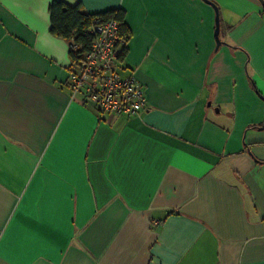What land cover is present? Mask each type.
<instances>
[{
	"label": "crops",
	"instance_id": "1",
	"mask_svg": "<svg viewBox=\"0 0 264 264\" xmlns=\"http://www.w3.org/2000/svg\"><path fill=\"white\" fill-rule=\"evenodd\" d=\"M52 0H0V264H264L259 0H60L121 9L133 117L71 95Z\"/></svg>",
	"mask_w": 264,
	"mask_h": 264
},
{
	"label": "built area",
	"instance_id": "2",
	"mask_svg": "<svg viewBox=\"0 0 264 264\" xmlns=\"http://www.w3.org/2000/svg\"><path fill=\"white\" fill-rule=\"evenodd\" d=\"M92 42L89 50L69 72L71 95L81 94L82 101L107 115L133 117L145 106L146 98L134 75L121 77L117 61L128 39L119 34L113 19L96 21L89 28ZM74 48V47H73Z\"/></svg>",
	"mask_w": 264,
	"mask_h": 264
},
{
	"label": "trees",
	"instance_id": "3",
	"mask_svg": "<svg viewBox=\"0 0 264 264\" xmlns=\"http://www.w3.org/2000/svg\"><path fill=\"white\" fill-rule=\"evenodd\" d=\"M48 14L49 32L69 43V56L72 62H77L89 50L93 38L89 28L94 20L95 22L115 20L119 34L129 38V31L124 22V12L121 9L87 13L80 4L71 6L60 0H52L48 5ZM125 49L119 58L124 55Z\"/></svg>",
	"mask_w": 264,
	"mask_h": 264
},
{
	"label": "water",
	"instance_id": "4",
	"mask_svg": "<svg viewBox=\"0 0 264 264\" xmlns=\"http://www.w3.org/2000/svg\"><path fill=\"white\" fill-rule=\"evenodd\" d=\"M206 3L210 4L213 9H214V12H215V18H214V21H215V27H214V32H213V35H214V39H215V45L216 47L219 45V39H218V31H219V17H218V12H217V6L210 0H204ZM259 2L261 3L262 5V9H264V1L262 0H259Z\"/></svg>",
	"mask_w": 264,
	"mask_h": 264
}]
</instances>
